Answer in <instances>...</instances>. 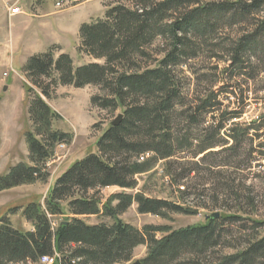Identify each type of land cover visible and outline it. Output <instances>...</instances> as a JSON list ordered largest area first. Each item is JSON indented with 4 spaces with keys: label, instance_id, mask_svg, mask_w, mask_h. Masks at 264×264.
Returning a JSON list of instances; mask_svg holds the SVG:
<instances>
[{
    "label": "trees",
    "instance_id": "trees-1",
    "mask_svg": "<svg viewBox=\"0 0 264 264\" xmlns=\"http://www.w3.org/2000/svg\"><path fill=\"white\" fill-rule=\"evenodd\" d=\"M134 1L135 8L114 6L106 11L104 20L81 25L78 50L104 61L102 65L93 63L74 69L68 55L61 54L54 61L49 52L27 61L24 73L34 85L39 86V79L49 77L54 70L63 86L100 87L106 96H93L91 105L102 110L120 109L123 117L117 125H108L96 143V154L76 162L57 179L45 211L35 203L25 208L23 215L33 223L34 231L21 232L6 219L0 220V264H39L40 258L56 255L55 264H123L132 260L133 249L140 245H145L148 253L133 264H264V236L247 242L233 254L210 260L213 250L226 245L222 244L224 228L219 223L220 216L207 219L204 225L169 233L168 229L153 227L138 231L117 219L133 202L141 214L189 212L168 201L142 195L115 194L104 204L96 197L105 188L134 189L137 186L134 177L149 172L150 161L174 159L182 152L184 143L191 149L193 140L182 138V131L188 130L190 137L193 128L215 119L217 112L220 114L215 125L204 129L203 136L196 140L193 158L216 148L238 157L249 131L258 139L264 135L259 133L264 127L262 123L246 129L234 127L226 137L221 136L227 123L242 112L229 110V106L220 110L218 92L213 90L219 80H207L209 75L217 78L223 59L228 65L224 68L226 78L220 92L234 95L238 104L247 100L241 85L235 83L233 87L228 81L244 77L245 83L264 72V0L212 4H199L198 0ZM241 25L247 31L236 41L227 44L217 40V30ZM157 40L159 47L155 54L161 53L160 58L142 67V59ZM205 51L204 60H217L208 69L210 74L197 79L194 96L188 99L176 71L188 61L199 59V53ZM25 89L27 93L30 91L28 87ZM43 94L49 97L45 90ZM29 115L33 124L40 123L45 129L51 118L56 117L40 97L32 101ZM51 137L64 139L65 135L55 133ZM229 140L233 142L231 146ZM27 144L34 166L20 163L0 175V191L34 182L41 174L37 165L47 161L51 153L31 133L27 134ZM255 152L264 156V142L255 148L249 146L248 155ZM146 154L154 155L152 160L140 162ZM248 165L251 168L250 161ZM170 177L176 184L182 180L180 175ZM178 191L182 196L186 194L184 190ZM114 201L117 204L112 207ZM61 204L69 215L102 214L115 222L111 226L87 225L72 218L62 220L52 230L48 215H62ZM159 231L167 233L166 236L157 239L155 233Z\"/></svg>",
    "mask_w": 264,
    "mask_h": 264
},
{
    "label": "rangeland",
    "instance_id": "rangeland-1",
    "mask_svg": "<svg viewBox=\"0 0 264 264\" xmlns=\"http://www.w3.org/2000/svg\"><path fill=\"white\" fill-rule=\"evenodd\" d=\"M59 0H18L20 12L12 10L13 16L8 17L9 4L0 0V175L20 163L34 166L30 161L27 144V134L31 133L38 141L44 142L50 158L43 164H38L40 170L36 181L0 191V220L6 219L10 225L21 231H34L33 223L29 222L23 212L30 204H38L45 211L46 202L55 185L72 165L91 154H96V143L103 135L108 125L119 115L120 109L102 110L93 107L90 99L93 96H106L98 86L88 85L83 88L63 86L58 82V74L52 71L49 77H41L39 86L34 85L31 78L24 73L27 61L35 55L49 52L56 61L61 54L68 55L76 69L88 64L102 65L104 61L95 60L78 50L81 46L79 30L83 24H93L105 19L109 8L124 5L135 8L134 0H73L64 1L58 6ZM161 2L162 0H151ZM249 0H198L199 4L234 3ZM30 6V7H29ZM40 6H42L40 8ZM16 22V25H13ZM12 23V25H11ZM250 30V29H249ZM247 29L241 26L219 29L216 32L219 42L229 44L236 41ZM38 35V40L35 36ZM33 37L36 43L32 42ZM229 38V39H228ZM218 42V41H217ZM159 41H155L150 51L142 59V67L153 64L160 58L161 53L155 54ZM223 47H226L223 46ZM207 52L199 53V59L188 61L177 69V76L183 84V93L188 99L193 98L197 79L202 74H210L208 69L214 66L216 60H204ZM220 58L222 55H219ZM219 62V74L216 77H207L208 81L219 80L213 90L218 92V101L229 110L241 111L237 119L228 122L221 136L226 137L234 127L246 129L250 125H264V72L259 73L254 80L237 77L229 84L235 83L245 90L247 100L238 104V99L232 94L221 93L224 86V68L228 63ZM22 64V67H21ZM205 86V85H204ZM203 86V87H204ZM25 87L30 91L27 93ZM236 89V88H235ZM46 91L49 97L43 94ZM238 93V90H235ZM40 97L42 101L55 113L51 118L48 129L30 119L29 107L33 100ZM217 112L215 119H208L207 123L193 128L189 137L188 130H183L182 138H191V149L184 143L182 152L174 159L153 161L154 155L146 154L139 159L150 161L152 169L144 174L137 175L134 180L137 186L134 189L118 187L105 188L96 194L101 204L106 203L115 194L127 196L142 195L145 198L160 199L186 209L189 213H166L164 216L141 214L136 202L121 215L117 216L123 224L138 231L145 227H153L169 232L183 230L192 226L204 225L205 217L217 213L218 220L223 224V243L209 255L211 261L233 254L246 246L255 238L264 236V156L257 152L248 155L249 146L256 147L264 142L254 137L249 131L238 157L233 152H220L213 149L203 155L193 158V146H197L198 138L203 136L202 131L214 126L219 119ZM264 132V127L260 134ZM65 135L64 139H53L52 134ZM180 137V138H181ZM253 142H250V139ZM232 145V141H227ZM220 152V153H219ZM250 161L251 168L248 167ZM170 164V165H169ZM247 166V167H246ZM182 176L176 184L170 176ZM179 185V189L177 186ZM178 190H184L182 196ZM91 195V194H90ZM117 201L111 203L114 207ZM62 205V204H61ZM102 206V205H101ZM62 215L50 216L52 230H56L62 220L78 218L87 225L105 224L111 226L115 220L99 215L72 216L67 214V208L61 206ZM224 217H237V221L223 220ZM167 233H155L157 239ZM148 249L140 245L133 249V264L146 257ZM57 256V255H56ZM58 257V256H57ZM40 264V263H39Z\"/></svg>",
    "mask_w": 264,
    "mask_h": 264
},
{
    "label": "built area",
    "instance_id": "built-area-1",
    "mask_svg": "<svg viewBox=\"0 0 264 264\" xmlns=\"http://www.w3.org/2000/svg\"><path fill=\"white\" fill-rule=\"evenodd\" d=\"M18 0H2V2H4V4H9V10H7L8 12V17L11 18V16H13L14 14H12V10L15 9V11L20 12L21 9V5H17ZM64 1H73V0H59L56 4L59 6L61 4V2ZM17 2V3H16ZM57 260V256H52V257H42L39 260L40 264H55Z\"/></svg>",
    "mask_w": 264,
    "mask_h": 264
},
{
    "label": "water",
    "instance_id": "water-1",
    "mask_svg": "<svg viewBox=\"0 0 264 264\" xmlns=\"http://www.w3.org/2000/svg\"><path fill=\"white\" fill-rule=\"evenodd\" d=\"M122 117H123V115L122 114H119L110 124H111V126H115V125H117L121 120H122ZM219 217V215L217 214V213H215V214H213V215H211V216H206L205 217V220H207V219H216V218H218Z\"/></svg>",
    "mask_w": 264,
    "mask_h": 264
},
{
    "label": "crops",
    "instance_id": "crops-1",
    "mask_svg": "<svg viewBox=\"0 0 264 264\" xmlns=\"http://www.w3.org/2000/svg\"><path fill=\"white\" fill-rule=\"evenodd\" d=\"M30 7V6H29ZM42 6H40V8H41ZM11 25H12V23H11ZM13 25H16V22L13 24ZM35 38L38 40V35L37 36H35ZM34 37H33V41L32 42H34V43H36V39H35ZM21 67H22V64H21Z\"/></svg>",
    "mask_w": 264,
    "mask_h": 264
}]
</instances>
